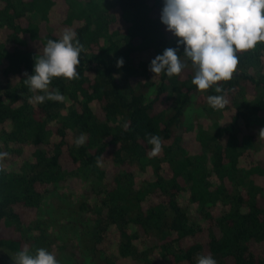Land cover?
Here are the masks:
<instances>
[{
    "label": "trees",
    "instance_id": "obj_1",
    "mask_svg": "<svg viewBox=\"0 0 264 264\" xmlns=\"http://www.w3.org/2000/svg\"><path fill=\"white\" fill-rule=\"evenodd\" d=\"M163 4L0 0V249L45 248L60 264H264V43L238 54L223 93L199 92L190 61L155 77L151 61L178 39ZM66 29L83 45L80 77L53 80L63 103H30L24 74Z\"/></svg>",
    "mask_w": 264,
    "mask_h": 264
},
{
    "label": "clouds",
    "instance_id": "obj_2",
    "mask_svg": "<svg viewBox=\"0 0 264 264\" xmlns=\"http://www.w3.org/2000/svg\"><path fill=\"white\" fill-rule=\"evenodd\" d=\"M161 22L167 31L177 37V47H168L150 63L149 70L159 76L164 73L169 78L180 76L186 68L194 71L191 83L203 93L214 89L223 93V83L231 81L239 66V53L254 50L264 43V0H164ZM183 46V57L178 54ZM83 45L77 34L66 29L58 40L49 39L35 56L34 72L25 73V85L34 95L29 102L44 103L46 100L63 103L65 97L56 90L50 91L54 79L77 80L78 67ZM123 58L117 60V67H123ZM42 93V94H36ZM207 103L214 109H223L228 100L225 95H209ZM127 129L128 125H124ZM259 139H264V128L259 130ZM86 137L81 134L75 141L80 147ZM152 145L151 157L158 156L163 147L158 135L148 136ZM9 156L0 151V172L6 171L4 161ZM101 159L96 161L101 166ZM14 264H60L55 254L39 248L30 254L25 248L14 258ZM197 264H217L210 255L198 256Z\"/></svg>",
    "mask_w": 264,
    "mask_h": 264
},
{
    "label": "rangeland",
    "instance_id": "obj_3",
    "mask_svg": "<svg viewBox=\"0 0 264 264\" xmlns=\"http://www.w3.org/2000/svg\"><path fill=\"white\" fill-rule=\"evenodd\" d=\"M20 1V0H19ZM82 5H85L88 0H79ZM18 3V1H16ZM97 4H99L102 8H107L114 3V0H95ZM30 19L33 23L39 24L42 20V17L40 14H33L30 15ZM0 256L3 258L5 262H13L12 258L15 257V254H12L6 250L0 249Z\"/></svg>",
    "mask_w": 264,
    "mask_h": 264
}]
</instances>
